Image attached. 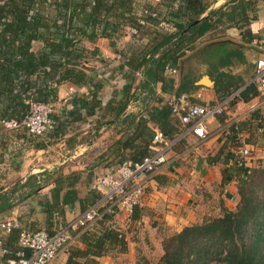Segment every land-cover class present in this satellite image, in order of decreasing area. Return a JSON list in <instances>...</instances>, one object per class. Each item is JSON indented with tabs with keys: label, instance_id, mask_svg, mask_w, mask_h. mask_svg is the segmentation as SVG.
Instances as JSON below:
<instances>
[{
	"label": "crops",
	"instance_id": "0c3cea01",
	"mask_svg": "<svg viewBox=\"0 0 264 264\" xmlns=\"http://www.w3.org/2000/svg\"><path fill=\"white\" fill-rule=\"evenodd\" d=\"M205 1L209 5L197 20L201 22L211 17V27L196 40L193 50L185 51L188 53L174 68L177 74L169 77L174 80L173 87L166 85V93L162 92V84L157 83L149 86L153 94L148 96L139 70L130 81L133 97L121 112L125 100L123 89L129 84L126 80L128 70L122 66L123 62L143 53H153L156 58L172 49V45L154 51L161 35L159 29L147 25L137 36H132L129 32L132 27L124 24L126 15L120 18L111 12L104 21L111 27L104 35L100 34V29L93 38L78 36L76 39L82 57L72 59L79 66L71 70L82 69L90 80L88 85L75 86L68 82L57 85L53 70L49 71L46 83L41 75L30 78L41 89L49 86L54 91V97L50 98L54 103L52 132L36 137L24 129H5L1 122L6 117L1 113L8 104L5 96L8 91L0 95V220L17 218L19 233L53 232L74 220L96 201L95 179L123 160L132 158L141 146L137 140H131L129 145L124 143L135 133L137 120L147 117L150 111L158 112L162 105L160 100L165 103L181 95L201 105L233 97L232 115L240 119L241 133L251 150L246 169L255 167L259 161L264 166V107L258 106V99L244 102L238 98L240 92L252 85L255 62L263 53L264 7L259 0ZM164 4V0H132L128 15L138 21L144 17V9L152 10L165 15L166 22L174 26L178 1H168L166 7ZM18 5L19 0H0L2 10H14ZM36 7L40 8L44 18L55 19L52 0ZM118 10L116 5L114 13L122 14ZM10 19L7 16L2 21L9 22ZM87 33H91L90 28ZM49 38L59 40V35L51 34ZM10 39L11 35L0 34L1 56L7 53L4 42ZM30 50L35 55L47 52L42 41H33ZM2 65L3 60H0V71L3 72ZM203 77L209 78V85L199 84ZM181 78L193 81V86L180 92ZM17 86L10 89L18 91ZM0 87L4 86L1 84ZM24 104L25 99L20 96L11 103V107L16 106L15 117L24 115L25 109L21 107ZM230 117L231 114L226 113L211 120L207 124L205 140H198L186 127L178 125L183 133L169 140L166 162L147 181L142 204L131 217L121 215L116 218L115 228L125 234L127 252L115 259L110 256L95 258L92 264H118L119 258L127 256L131 248L138 250L145 245L158 248L161 257V241L165 237L200 223L206 217L220 216L222 207L228 210L236 207L239 200L236 186L242 175L232 164L236 146L226 128ZM175 121L179 123L177 119ZM150 127L156 131L153 125ZM259 128H263V132H258ZM152 149H155L154 145ZM68 177H71L70 182H75L74 190L83 204L57 208L49 215L47 200L50 192L56 182ZM8 202L9 209L3 205ZM77 236L71 245L85 249ZM7 239V235L3 236L0 258L4 255L3 243ZM67 258L68 253L62 252L53 264H66Z\"/></svg>",
	"mask_w": 264,
	"mask_h": 264
},
{
	"label": "trees",
	"instance_id": "16d2710c",
	"mask_svg": "<svg viewBox=\"0 0 264 264\" xmlns=\"http://www.w3.org/2000/svg\"><path fill=\"white\" fill-rule=\"evenodd\" d=\"M45 1L19 0V5L14 10L0 8V26L2 27L0 34L11 35L10 41L4 42L8 47L7 53L4 56L0 55L5 70L0 71V85L4 86L0 87V95L8 91L5 95L8 104L1 113L3 117H6L3 120L17 122L23 120L28 112V106L26 104L21 106L25 109V113L19 118L14 116L16 106L11 107V103L19 96L27 100L32 89L37 92L36 101L49 102L50 98L54 97L52 88L45 86V89H41L30 78H38L41 75L46 83L49 79V71L53 70L56 73L57 85L64 82L75 86L88 85L90 80L82 69L71 70L72 67L79 66L74 64L72 59L80 60L82 57V49H77L76 39L78 36L93 38L100 29V34L104 35L111 27L110 24L104 22L111 12L120 18H125L126 15L124 20L129 22L125 21L124 24H129L138 33L147 25L158 29V22L166 21L165 15L162 16L157 12L156 18L142 17L141 19L144 18L146 24L141 26L139 20H134L128 15L131 11L128 7L132 0H79L77 2L52 0L56 13L55 19L50 21L44 18L40 8L36 7L42 6ZM168 1L171 0H164L165 7ZM177 1L178 9L174 13V26L177 32L170 35L160 30L161 35L159 34L154 51L167 44H171L172 49L156 58L153 53H143L123 62L122 66L128 70L126 80L129 84L123 89L125 100L122 103L121 112L133 97V94H130V81L136 72L142 71V85L148 88V96L153 94L149 86L157 83L162 84V92L166 93V85L171 88L174 84L167 70L178 67V62L184 57L185 51L193 50L196 40L210 29L211 17L203 19L200 24L195 25L184 36H181V33L202 15L209 3L205 0ZM116 5L119 7L118 12L121 11L122 14L114 13ZM7 16L11 19L4 23L2 20ZM77 23H80V26L77 27ZM88 28L91 30L90 34L87 33ZM51 34L59 35V40L50 39ZM33 41H42L47 52L41 55L32 53L30 49ZM193 83V81L181 78L179 91H185L187 87H192ZM16 86L20 88L18 91L10 89ZM13 91L16 93L13 94ZM257 96L258 93L252 84L245 91L240 92L238 98L248 102L249 99H257ZM160 103L162 105L158 112L150 111L147 117H140L137 120L135 133L124 141L125 145H129L131 140L132 142L137 140L141 144L140 149L138 148L133 153V157L128 160L137 161L154 152L152 140L156 132H162L167 140H172L175 135L183 133L179 130L180 123L175 121L177 118L172 115L171 110L163 103V100H160ZM152 125L156 131L150 127ZM239 128L241 131L240 126ZM229 131L232 143L235 145L233 127H229ZM118 166L108 171H113ZM236 169L242 175V180L240 179L236 186L239 198L236 208L228 210L222 207L220 216L206 217L200 223L186 226L180 232L164 238L161 241L162 255L156 264H264V194H259V190L264 189V166L258 165L250 170L246 167ZM70 180L71 177H68L55 183L50 192V198L47 200L49 215L57 208L72 207L77 203L82 206L83 202L79 200L74 190L75 182H70ZM97 193L96 200L100 198L99 192ZM3 205L7 209L11 207L9 202ZM115 221L116 218L105 215L92 228L73 233V239L78 234V240L85 246V249L68 244L64 250L68 253L66 264H92L95 258L110 256L115 259L125 254L128 249L125 234L117 231ZM66 226L67 224L56 231L46 232L53 235ZM19 235V230H14L7 235V242L3 243L6 254L0 258L2 264H9V260L17 261L19 251H23L25 256L29 257V251L20 247Z\"/></svg>",
	"mask_w": 264,
	"mask_h": 264
},
{
	"label": "built area",
	"instance_id": "2783aa9c",
	"mask_svg": "<svg viewBox=\"0 0 264 264\" xmlns=\"http://www.w3.org/2000/svg\"><path fill=\"white\" fill-rule=\"evenodd\" d=\"M259 1L264 7V0ZM143 16L156 18L157 12L144 9ZM139 24L144 26L146 22L144 19H139ZM157 28L165 33L176 32L174 26L166 21H159ZM129 32L132 36L138 34L135 28H131ZM167 72L171 76L177 74L175 69H169ZM252 84L258 93V106L264 107V49L262 55L255 62ZM36 98V90H30L29 98L25 100L28 112L23 120L20 122L4 120L1 125L5 129H24L36 137H43L52 132L54 121L51 116L54 112V103L36 101ZM232 101L233 97H226L217 103L201 105L192 103L188 96L181 95L170 98L165 104L179 123L198 140L207 138V124L211 120L221 118L226 113L231 114L230 119L226 122V128L233 127L235 132L236 149L232 164L235 168H244L248 158L251 157V150L246 142V137L240 131V119L232 115L234 111ZM258 132H263V128H259ZM152 145L155 149L151 154L137 161L126 159L113 171L98 176L94 181L93 190L99 192L100 198L59 232L53 235H49L45 230L20 232V247L29 251V257H26L23 251H19L17 253L18 260H9L8 262L10 264H53L58 255L64 252L65 247L73 242V233L92 228L105 215L114 218L121 215L131 217L134 209L143 202L147 181L166 162L165 153H167L170 143L162 132L154 134ZM19 228V221L15 217L0 220V245L3 236ZM5 252L2 250L3 254Z\"/></svg>",
	"mask_w": 264,
	"mask_h": 264
},
{
	"label": "rangeland",
	"instance_id": "374dc122",
	"mask_svg": "<svg viewBox=\"0 0 264 264\" xmlns=\"http://www.w3.org/2000/svg\"><path fill=\"white\" fill-rule=\"evenodd\" d=\"M198 69L200 70V68ZM258 165L261 166L262 161L257 162L256 166ZM259 194L263 195L264 189H260ZM235 208H233V210ZM135 248L136 247H134V249L131 248V252H129L127 256L125 255V256L120 257L118 264H146V263L156 264L160 259L158 248H155V247L150 248L147 245L143 246L141 249H138V250H136ZM211 264H217V263H211Z\"/></svg>",
	"mask_w": 264,
	"mask_h": 264
},
{
	"label": "water",
	"instance_id": "95a60500",
	"mask_svg": "<svg viewBox=\"0 0 264 264\" xmlns=\"http://www.w3.org/2000/svg\"><path fill=\"white\" fill-rule=\"evenodd\" d=\"M200 21L196 20L194 21L191 25H189V27L186 28V30H184L182 32V35L186 33V31H188L191 27H194L195 25H197ZM200 85H209L210 84V80L208 77H203L200 81H199Z\"/></svg>",
	"mask_w": 264,
	"mask_h": 264
}]
</instances>
